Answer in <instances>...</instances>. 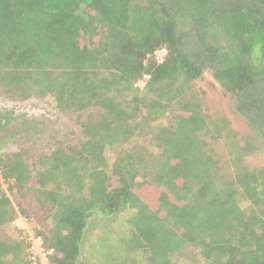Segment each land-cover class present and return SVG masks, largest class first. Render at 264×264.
I'll use <instances>...</instances> for the list:
<instances>
[{
  "label": "trees",
  "instance_id": "16d2710c",
  "mask_svg": "<svg viewBox=\"0 0 264 264\" xmlns=\"http://www.w3.org/2000/svg\"><path fill=\"white\" fill-rule=\"evenodd\" d=\"M206 73L249 134L205 113L192 90ZM0 94L100 109L78 145L37 158L0 144L3 180L46 213L34 231L52 264H106L84 259L91 220L128 211L117 264H264V166L246 161L264 153V0H0ZM20 217L0 179V228ZM0 264H32L20 229Z\"/></svg>",
  "mask_w": 264,
  "mask_h": 264
},
{
  "label": "rangeland",
  "instance_id": "374dc122",
  "mask_svg": "<svg viewBox=\"0 0 264 264\" xmlns=\"http://www.w3.org/2000/svg\"><path fill=\"white\" fill-rule=\"evenodd\" d=\"M145 83H138L143 88ZM192 93L202 103V108L207 115L214 119L226 118L240 137L249 134L246 121L235 113L231 99L224 96L219 84L210 73L193 83ZM14 109L20 119L8 122L6 118L0 119V144L3 153L16 152L23 149L30 151L34 156L48 154L59 144L64 147L78 145L83 140L79 121L85 120L89 115H97L100 109H89L81 113L63 114L51 98L32 96L23 101H14L0 94V111L7 112ZM7 110V111H6ZM8 116V115H7ZM156 125V124H154ZM19 131V134L13 133ZM142 143V138H134L128 147ZM126 148V146H125ZM217 151L222 147L215 145ZM107 151L110 164L115 161L116 154ZM247 163L252 166H264V153L252 155L247 158ZM3 188L15 206L21 204L28 212L30 219L18 218L14 223L0 228V240L12 241L17 237L18 229L42 228L47 223L45 211L36 206L30 191L24 189L19 193L11 188V183L5 182L0 175ZM34 182V180H33ZM32 185V184H31ZM241 206L247 208V201L240 200ZM133 212L128 211L113 218L94 217L85 240L84 259L92 262L117 264L120 262L122 242L128 237V220ZM178 264H193L192 261L180 258Z\"/></svg>",
  "mask_w": 264,
  "mask_h": 264
},
{
  "label": "built area",
  "instance_id": "2783aa9c",
  "mask_svg": "<svg viewBox=\"0 0 264 264\" xmlns=\"http://www.w3.org/2000/svg\"><path fill=\"white\" fill-rule=\"evenodd\" d=\"M168 51L166 49H160L154 53V59L158 64L164 63ZM149 76L145 75L140 81L146 83ZM139 82V83H140ZM10 183V182H8ZM22 231L23 239L29 245V259L32 264H52L51 258L55 255L53 248H47L44 246L43 240L36 236L34 229H20Z\"/></svg>",
  "mask_w": 264,
  "mask_h": 264
}]
</instances>
